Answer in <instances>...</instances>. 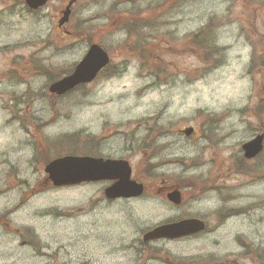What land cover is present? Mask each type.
Wrapping results in <instances>:
<instances>
[{"label":"rangeland","instance_id":"1","mask_svg":"<svg viewBox=\"0 0 264 264\" xmlns=\"http://www.w3.org/2000/svg\"><path fill=\"white\" fill-rule=\"evenodd\" d=\"M156 1L78 0L65 31L68 0L37 12L0 0V264H264V150L250 161L241 150L264 132V0ZM152 19L141 59L136 29ZM211 21L206 45L219 52L205 60L192 37ZM88 39L110 64L51 95ZM70 153L129 161L144 195L110 202L107 181L45 184V165ZM187 217L208 232L143 241Z\"/></svg>","mask_w":264,"mask_h":264},{"label":"water","instance_id":"2","mask_svg":"<svg viewBox=\"0 0 264 264\" xmlns=\"http://www.w3.org/2000/svg\"><path fill=\"white\" fill-rule=\"evenodd\" d=\"M76 0H70L63 10V17L59 20V27L64 26L70 18L71 7ZM25 3L34 10L47 5L48 0H25ZM110 63L109 53L98 43H93L74 71L50 84L49 91L55 95H63L79 84L92 82L98 73ZM193 127L183 132L193 133ZM244 156L248 159L259 155L264 149V133L258 134L243 144ZM45 172L52 184L57 187L72 186L84 182L114 180L115 182L105 189L109 199L137 197L144 192V185L132 179V168L127 160L104 159L102 157L66 155L50 161ZM168 199L180 204L181 194L174 190L167 194ZM205 228V222L197 218L183 219L178 222L156 226L144 234L143 239L155 240L159 238H180L197 233Z\"/></svg>","mask_w":264,"mask_h":264},{"label":"trees","instance_id":"3","mask_svg":"<svg viewBox=\"0 0 264 264\" xmlns=\"http://www.w3.org/2000/svg\"><path fill=\"white\" fill-rule=\"evenodd\" d=\"M150 6H156V9L159 7V6H162V2L159 0V1H156V2H154L152 5H150ZM158 21H159V19H152V20H149L148 22H146V21H144V20H142L141 21V29L140 28H137L136 29V34H138V35H140L141 36V38H138L139 40L137 41H135V48H137V50L136 51H138V54H139V56H140V58L141 59H144L145 58V51H144V46L146 45V44H148V43H150V41H146V43H143V42H141V40L142 41H144V40H147V38H146V36L144 35V33L142 32V30H145L146 28H151L152 26H155L157 23H158ZM214 21V20H213ZM213 21H211L210 22V24L208 23L207 25H205V27L201 30L202 32H203V34L206 32V31H208V32H206V34L205 35H203V34H201V35H194L193 37H192V42H193V44L194 45H196V46H203L205 49H203L204 50V52L206 53V59L205 60H207L208 58H209V56H212L213 54H217L218 52H219V48L218 47H216L215 45H206V35H208V33L209 32H211L213 29H214V22ZM124 27H128L129 28V31H131L130 33H129V35L131 34V33H133V29H134V23L131 21V22H128V23H126V24H124L123 25ZM207 29V30H206ZM143 37H145V38H143ZM89 40V42H90V44L92 43V39H88ZM205 43V44H204ZM207 43H209L208 41H207ZM260 58L261 57H259L258 56V58L257 57H255L254 58V62H255V64H257L258 62H260L261 60H260ZM263 63V62H262ZM144 67V66H143ZM72 70L73 69H71V70H69V71H67V73L66 74H69L70 72H72ZM63 76V74L62 75H59L58 77H57V79L58 78H60V77H62ZM50 79V78H49ZM50 81H54L53 79H50ZM85 85H81V86H79V87H84ZM78 87V88H79ZM67 140L68 141H71L72 139L71 138H67Z\"/></svg>","mask_w":264,"mask_h":264},{"label":"flooded vegetation","instance_id":"4","mask_svg":"<svg viewBox=\"0 0 264 264\" xmlns=\"http://www.w3.org/2000/svg\"><path fill=\"white\" fill-rule=\"evenodd\" d=\"M161 1V0H160ZM162 2V1H161ZM178 132V134L179 135H183V136H186V135H184L183 133H181L179 130L177 131ZM191 136V135H190ZM190 136H186L187 138H189ZM43 182L45 183V184H48L50 181L48 180V178L47 177H45L44 178V180H43ZM131 199H137V197H135V198H131ZM130 198H124L123 200H127V201H129V200H131ZM115 200H122V199H115ZM107 201H114V200H109V199H107ZM183 199H182V203L180 204V205H182L183 204ZM180 205H178L179 207H180ZM175 221H177V220H175ZM208 232V229H205L204 231H201V232H198V233H195V234H193V235H191V236H187V237H184V238H181L180 240H183V239H192V240H194V239H197L198 237H200V236H202L203 234H205V233H207ZM176 241H178V240H176ZM142 244V243H141ZM138 252H140L141 253V249H138L137 250Z\"/></svg>","mask_w":264,"mask_h":264},{"label":"bare ground","instance_id":"5","mask_svg":"<svg viewBox=\"0 0 264 264\" xmlns=\"http://www.w3.org/2000/svg\"><path fill=\"white\" fill-rule=\"evenodd\" d=\"M173 162H174V160H172V162H171L172 164H178V163H181L180 161H177V162H174V163H173Z\"/></svg>","mask_w":264,"mask_h":264}]
</instances>
